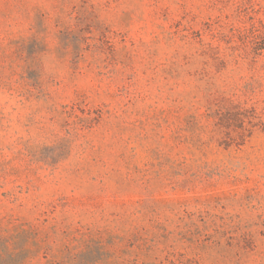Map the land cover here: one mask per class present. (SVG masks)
Listing matches in <instances>:
<instances>
[{
	"label": "rangeland",
	"instance_id": "1",
	"mask_svg": "<svg viewBox=\"0 0 264 264\" xmlns=\"http://www.w3.org/2000/svg\"><path fill=\"white\" fill-rule=\"evenodd\" d=\"M9 264H264V0H0Z\"/></svg>",
	"mask_w": 264,
	"mask_h": 264
},
{
	"label": "trees",
	"instance_id": "2",
	"mask_svg": "<svg viewBox=\"0 0 264 264\" xmlns=\"http://www.w3.org/2000/svg\"><path fill=\"white\" fill-rule=\"evenodd\" d=\"M4 250L2 248H0V264H9V261L7 258V256L4 255Z\"/></svg>",
	"mask_w": 264,
	"mask_h": 264
}]
</instances>
